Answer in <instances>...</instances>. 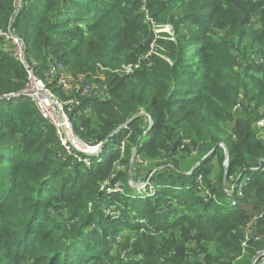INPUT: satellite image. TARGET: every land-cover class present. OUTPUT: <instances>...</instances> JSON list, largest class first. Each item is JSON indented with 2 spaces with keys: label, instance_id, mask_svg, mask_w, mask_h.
<instances>
[{
  "label": "trees",
  "instance_id": "16d2710c",
  "mask_svg": "<svg viewBox=\"0 0 264 264\" xmlns=\"http://www.w3.org/2000/svg\"><path fill=\"white\" fill-rule=\"evenodd\" d=\"M6 29L74 133L105 141L88 165L66 154L0 38V264H250L264 251V0H0ZM57 62L102 74L101 96L65 95Z\"/></svg>",
  "mask_w": 264,
  "mask_h": 264
},
{
  "label": "built area",
  "instance_id": "2783aa9c",
  "mask_svg": "<svg viewBox=\"0 0 264 264\" xmlns=\"http://www.w3.org/2000/svg\"><path fill=\"white\" fill-rule=\"evenodd\" d=\"M0 38L3 39V47L9 54L17 59L26 71L27 81L25 84L24 94L29 96L34 102L40 115L46 119L55 129L62 150L72 155L78 161H83L88 165L87 157L97 151L98 144L90 145L81 140L73 131L72 124L63 109L62 103L55 94L49 90L46 84H43L34 72L35 61L26 57V49L23 40L16 36L10 29L0 30ZM130 66L124 68V72H128ZM48 73L56 82V85L62 90H72L79 92V95L90 93L91 85L81 75H68L61 63H52L48 69ZM93 87L96 88L95 85ZM93 90H95L93 88ZM96 96H101L97 94ZM72 103V102H71ZM263 125V126H259ZM256 128L264 129V116L256 123ZM84 155V157L82 156ZM107 192L120 191L118 184L108 185L105 187ZM264 215V212H263Z\"/></svg>",
  "mask_w": 264,
  "mask_h": 264
},
{
  "label": "rangeland",
  "instance_id": "374dc122",
  "mask_svg": "<svg viewBox=\"0 0 264 264\" xmlns=\"http://www.w3.org/2000/svg\"><path fill=\"white\" fill-rule=\"evenodd\" d=\"M153 28H154V30L156 31V32H159V31H165V32H171L170 31V27H169V25H154L153 26ZM261 61V60H260ZM192 62H195V61H192ZM59 63V62H58ZM63 69H64V67H63ZM65 71V70H64ZM66 72V71H65ZM119 74V73H118ZM82 74H80L79 76H81ZM71 76H73V75H71ZM85 79H86V77L84 76V75H82ZM75 77V76H74ZM51 79H53V77H51ZM50 78H48V81H50L51 80ZM88 79V78H87ZM43 84H46V82L45 81H43L42 79L40 80ZM104 81V76L102 75V74H95L94 76H93V78H92V80H90L89 81V79H88V82L90 83V85H91V90H90V92H94V94L95 95H97V94H100V90H102L103 89V86H105V84L104 83H102ZM93 84L96 86V87H98V89H96V90H93ZM24 88H25V86H24ZM24 88L21 90V92L22 91H24ZM49 88V87H48ZM49 90L51 91V89L49 88ZM73 91V92H72ZM74 89H72V90H67V91H65L64 93H65V95L66 94H72V93H74ZM23 93V92H22ZM51 93H52V91H51ZM70 100H73L72 98L71 99H67V100H64V103H70V104H72L73 102L72 101H70ZM72 102V103H71ZM76 103V102H75ZM259 126H263V125H259ZM256 136H257V138L259 139V140H261L262 142H264V129H262V130H259V129H257L256 130ZM86 159H88V158H86ZM88 161V164H89V160H87ZM86 164V163H85ZM143 177L144 176H141L139 179H138V181H136L135 182V184L136 185H142L144 182L142 181V179H143ZM130 181V183L132 182L133 183V181L130 179L129 180ZM113 186V185H112ZM233 204H234V202H233ZM245 242H242V244L241 245H243ZM242 252H243V250H242ZM242 252H241V254H242ZM240 256V255H239Z\"/></svg>",
  "mask_w": 264,
  "mask_h": 264
},
{
  "label": "water",
  "instance_id": "95a60500",
  "mask_svg": "<svg viewBox=\"0 0 264 264\" xmlns=\"http://www.w3.org/2000/svg\"><path fill=\"white\" fill-rule=\"evenodd\" d=\"M17 95H18V94H11V96H17ZM139 114H140V113H139ZM139 114L134 115L132 118L138 116ZM132 118H130L129 120H127V121H126L123 125H121L120 127H118V128H116L115 130H113V131L107 136L106 139H108L109 136H111V135L115 134L116 132H118L121 128L126 127L127 124L132 120ZM149 124H151V120H150ZM139 139H140V137H139V138L137 139V141H136V144H135V147H134V150H133V153H132V157H131V162H130L129 168L132 167V164H133V161H134V157H135V153H136V150H137V148H138V142H139ZM104 141H105V140H104ZM104 141H102L101 143L98 144L97 151L94 152V153H92L90 156H94V155H96V154H98V153L100 152V150H101V148H102V145H103ZM206 155H207V154H206ZM206 155H205V156H206ZM226 161H227V160H226ZM196 165H197V164L194 165V167L192 168V170L195 168ZM192 170H190V172H191ZM239 177H240V176H239ZM239 177L237 178V180L239 179ZM237 180H236V181H237ZM136 184H137V183H136ZM140 185H141V184H140ZM263 255H264V251H263V250L260 251V252H257V253L252 257V259H251V261H250V264H254V263L256 262V260H257L259 257L263 256Z\"/></svg>",
  "mask_w": 264,
  "mask_h": 264
}]
</instances>
